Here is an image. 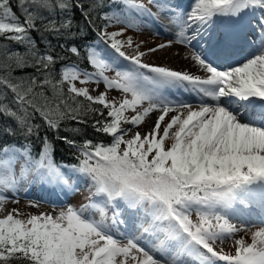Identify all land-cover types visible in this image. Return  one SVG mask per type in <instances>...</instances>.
Listing matches in <instances>:
<instances>
[{
  "label": "snow or ice",
  "instance_id": "1",
  "mask_svg": "<svg viewBox=\"0 0 264 264\" xmlns=\"http://www.w3.org/2000/svg\"><path fill=\"white\" fill-rule=\"evenodd\" d=\"M0 264H264V0H0Z\"/></svg>",
  "mask_w": 264,
  "mask_h": 264
},
{
  "label": "rangeland",
  "instance_id": "2",
  "mask_svg": "<svg viewBox=\"0 0 264 264\" xmlns=\"http://www.w3.org/2000/svg\"><path fill=\"white\" fill-rule=\"evenodd\" d=\"M180 2L182 4H187L189 2V0H182V1L180 0ZM144 35H145L146 39L148 40V43L150 44V45L147 44L146 47L155 46L156 44L163 43V42L172 38L171 36L166 35V34H161L159 36H153V35L145 33ZM148 38H150V39H148ZM164 51L165 50L156 52L154 55L146 57V59H149L158 65H165V66H168V67L176 69V70H188L187 68L185 69V67L183 68L181 66L180 60L176 59V61H173V60L168 61V60H166L167 58L166 59L164 58L165 60H162L161 58L163 57L162 54H164ZM173 54H174V57H179L177 55V50H172V56H173ZM160 55H161V57H160ZM109 75H111V73H109ZM78 86H86L89 88L90 92L93 95L96 94V92L93 91V89L97 88V85H95L94 83H90L88 85H79L78 84ZM98 87H99L100 91L104 90V85L102 83ZM110 95L118 96V93L114 91V92L110 93ZM176 95L178 97L187 95V98H181V99H185V100L190 99V94L188 92H183V93L177 92ZM191 96H195V94L192 93ZM198 99H199V97H196V100H198ZM193 102H195V101H193ZM152 119H154V116L152 117ZM151 122H152V120L150 119L148 121V124H151ZM144 127H147V125H145ZM80 191H83V192H79V194L69 193L68 196H64V195H56V194H52L48 191L36 189V190H33L28 195L27 198H25L23 195H21L18 198L19 199L18 203H7L5 205V208H6V210H11L12 208H18L20 210V212L24 213V214H29V213L39 214L41 212L55 214V212H58L60 210L61 202H66V203L72 204V205H77L76 203H80L82 201L83 197L86 195V192L84 191L83 188H81ZM72 199H76L75 202H73ZM30 201L33 202V204L35 206H29ZM54 209H55V211H54ZM252 219H255V218L253 217ZM242 233L243 232L237 234L235 238L239 239L241 236H243ZM222 247H223V250L225 252L231 251L232 250V240H226L224 242V244L222 245Z\"/></svg>",
  "mask_w": 264,
  "mask_h": 264
},
{
  "label": "trees",
  "instance_id": "3",
  "mask_svg": "<svg viewBox=\"0 0 264 264\" xmlns=\"http://www.w3.org/2000/svg\"><path fill=\"white\" fill-rule=\"evenodd\" d=\"M13 2H15V0H13ZM53 43L55 44L56 42L53 41ZM57 52H60V49L57 48L56 49ZM62 55H68V59L69 60H75L76 57L72 56L70 54H65V53H61ZM83 67V65H82ZM67 126L69 128H74V127H79L81 129L80 134L76 136L77 139H80L82 137H87V138H91L94 140H104L106 141L108 138L104 137L102 135H97L94 130L91 128V126H84V125H77L75 122H67ZM49 138L50 139H54V134L52 132L48 133ZM60 135H68L70 137H72L74 135V133H72L71 131H61ZM72 150L69 149L67 147V145L61 144L59 142H57V159L59 160L61 157H63L66 161L68 162H72V155H71ZM83 192V191H80ZM76 199H72L73 202H75ZM79 204V203H76Z\"/></svg>",
  "mask_w": 264,
  "mask_h": 264
},
{
  "label": "bare ground",
  "instance_id": "4",
  "mask_svg": "<svg viewBox=\"0 0 264 264\" xmlns=\"http://www.w3.org/2000/svg\"><path fill=\"white\" fill-rule=\"evenodd\" d=\"M182 1V0H181ZM138 39H144V40H147L146 39V37H145V35H143V36H140V37H138ZM148 39H150V38H148ZM148 41V40H147ZM149 44V43H148ZM150 45V44H149ZM148 45V46H149ZM152 45V44H151ZM150 47V46H149ZM172 50H177V53H179V57H174V54H173V56H172ZM185 52H186V49L183 47V46H181V45H178V44H176V45H174L172 48H170V49H165V51H164V54H162L163 55V57L161 58L162 60H165L166 58V60H168V61H176V59L177 60H180L181 62V66L184 68L185 67V69L187 68L188 69V71L190 70V71H195V69L192 67V62L191 61H189V60H187V59H185L184 57H185ZM162 53V52H161ZM175 53V52H174ZM152 55H154V54H152ZM156 56V55H155ZM154 56V57H155ZM160 57H161V55H160ZM182 59H181V58ZM165 58V59H164ZM158 59V58H157ZM160 60V59H159ZM167 61V62H168ZM166 62V61H165ZM183 93V92H182ZM180 98H187V95L186 96H179ZM199 100V99H198ZM242 235H244V233H242Z\"/></svg>",
  "mask_w": 264,
  "mask_h": 264
}]
</instances>
